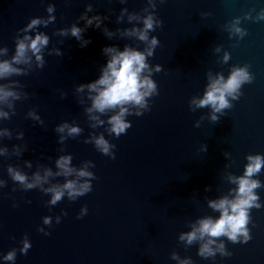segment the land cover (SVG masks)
Instances as JSON below:
<instances>
[{"label":"water","instance_id":"1","mask_svg":"<svg viewBox=\"0 0 264 264\" xmlns=\"http://www.w3.org/2000/svg\"><path fill=\"white\" fill-rule=\"evenodd\" d=\"M88 4L87 18L101 17L100 27L81 19ZM148 15L162 22L148 33L149 40H158L152 55L145 51L148 44L126 33L143 28ZM262 15L264 0H0V61L11 62L25 35L49 38L41 50L43 68L28 51L27 62L12 65L24 74L0 78V86L19 96L0 99V264H264V167L252 177L261 182L254 189L261 207L249 210V241L214 238L212 247L223 243L231 255L217 251L204 258L198 249L207 236L191 244L180 239L200 219H219L209 202L232 199L236 185L230 177L243 175L247 156H264ZM49 16L55 21L22 31L32 18ZM73 25L83 30L79 40L71 35ZM126 46L145 52L148 69L142 75L157 89L145 97L146 107L123 106L133 113L124 117L131 127L116 137L108 118L119 106L89 113L95 93L78 87L101 77L111 58L106 47ZM234 68L253 77L233 94L239 98L226 96L230 107L219 112L199 107L208 86L220 77L226 81ZM65 123L79 127V135L56 131ZM100 136L115 145L107 155L95 144ZM61 156L71 157L74 171L67 177L57 175ZM9 166L26 175V183H34L36 174L41 181L27 189L12 180ZM48 170L52 175L45 176ZM80 170L95 179L80 177ZM67 180L77 188L88 182L92 190L70 200L65 189L50 204L52 194L45 190ZM25 237L31 247L23 254ZM12 249L15 260L5 261Z\"/></svg>","mask_w":264,"mask_h":264},{"label":"clouds","instance_id":"2","mask_svg":"<svg viewBox=\"0 0 264 264\" xmlns=\"http://www.w3.org/2000/svg\"><path fill=\"white\" fill-rule=\"evenodd\" d=\"M123 3L124 0H121ZM154 7V5H153ZM55 10L54 5L49 4L47 11L49 13ZM92 11V5L88 4L85 13L82 14L81 19H85L87 25H92L93 20L96 21V27H100L101 17L96 16L91 19L87 18V12ZM126 11V9H125ZM119 19V18H118ZM133 19V17H129ZM264 19V15L260 17ZM55 21V17L49 16L48 20H42L41 18H32L31 22L26 28L22 29L25 33L29 30L35 28L39 24H44L47 26L49 23ZM161 21H154L152 15H148L143 18V28H133L131 30H126L128 35H135L140 41L145 42L149 46L146 48L147 55H152L153 48L158 44L156 37H152L149 40L148 33L154 31V24L161 25ZM81 28L75 25L71 28V35L76 37L78 40L81 38ZM237 32L241 30L236 29ZM61 35H67V30H60ZM111 35V33H107ZM246 33H242V36ZM48 37L42 33H37L34 38L25 35L23 40H18L16 44V52L12 57L11 62L8 60L0 61V78H7L11 75H22L24 74L21 69L15 68L13 64H20L22 62H27L26 53L31 51L35 56L37 61V66L43 68L44 60L42 55V47L48 44ZM28 41V43H25ZM87 43V42H86ZM106 54L110 55V59L107 62L106 67L102 70L101 77L93 83L87 85L81 84L78 87V91H82L84 87H87L95 95L91 96L92 105L87 109L89 113L93 110L99 113H105L106 110H114L119 106V111L111 115L108 118V124L110 125L109 132L116 137L124 134L128 128L131 127V123L126 121L124 117L126 115H131L124 105H137L142 108L146 107L145 97H149L156 92V84L149 78V76H144L142 73L148 69V64L146 61L145 52L137 51L133 48L125 47L123 51H118L115 47H106L104 49ZM59 54V53H57ZM227 56L225 59L227 60ZM159 70V68L157 69ZM253 77L249 75L245 68H234L229 78L224 81L223 77L213 81L206 91L203 99L199 100L198 106L204 107L211 105L214 111L219 112L226 107H230L226 96H232L233 99H238L239 97L233 95L237 93L241 85L245 82L250 83ZM158 94V93H157ZM8 97H14L19 99V96L9 90L7 86H0V99H7ZM143 113L137 112L135 115L140 116ZM7 117V113H2ZM34 119L39 120V117L35 116L34 113H30ZM92 119L98 120L97 117H92ZM213 120L217 117L213 116ZM41 123H43L41 121ZM98 123H103L99 121ZM67 129L68 136L79 135L81 129L79 127L70 126L67 123L57 126L56 131L64 132ZM22 136V134H21ZM64 137H61V142ZM86 143L88 141H85ZM97 148L104 154H109V149L114 148L115 145H109V143L104 139L103 136L98 137L95 140ZM112 158H115V154L112 153ZM248 163L245 165V170L243 175L237 177H230L232 183L236 185L233 191L235 195L232 199L227 196L216 201H210L209 206L216 211L220 212L219 219L213 221L212 218H204L198 221V227L193 226L191 232L182 234L180 236L181 240H186L188 244L193 243L198 239L203 240L206 236L208 239L202 243L198 249V255L204 258L215 257L216 252L219 251L221 256L231 255L226 249L223 243L217 245L213 248L212 245L216 244L214 238H219L221 236H226L228 240L233 243H246L251 239L249 235V229L246 227L249 223V210L253 207L259 209L261 204L258 202L259 197L255 194L254 189L261 187V182L259 180L252 179L253 176L260 173L261 168L264 167V156L261 155H249L246 157ZM71 162L70 156H61L57 161L56 165L62 172L57 173V175H63L65 177L69 176L74 169L69 167ZM8 173L10 174L13 181L20 184H25L27 189H32L41 181L39 174L35 176L34 183H26L27 177L20 171L9 166ZM52 175L51 171H46L45 176ZM80 177H89L95 179V176L87 171L80 170L78 172ZM68 190V197L70 200L75 199L78 196L85 195L92 190L91 184L88 182L82 183L79 188L76 187V182L73 180H67L62 186H53L45 191L52 194L50 204L55 205L64 196V190ZM87 208H82L80 216L86 214ZM67 213H64L66 215ZM79 218V217H78ZM56 222H60V216H57ZM44 223L46 225H51V219L49 217L44 218ZM44 232L43 228L38 229ZM45 235L49 233L45 232ZM243 236V240L238 238ZM22 247L19 251L26 254L31 247L30 241L25 237L22 241ZM16 258V249H12L3 259L5 261H14ZM173 259H177L175 254L172 255ZM181 264H191L190 260L181 261Z\"/></svg>","mask_w":264,"mask_h":264}]
</instances>
